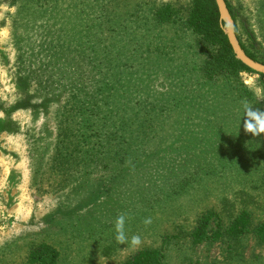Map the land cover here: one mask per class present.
I'll use <instances>...</instances> for the list:
<instances>
[{
  "label": "rangeland",
  "instance_id": "1",
  "mask_svg": "<svg viewBox=\"0 0 264 264\" xmlns=\"http://www.w3.org/2000/svg\"><path fill=\"white\" fill-rule=\"evenodd\" d=\"M229 1L241 38L264 58V0ZM12 2L0 0V264L26 263L42 242L60 251L58 264H123L147 248L161 249L164 264H264V244L253 234L239 242L192 241L208 210L225 223L242 210L253 224L264 220V134L245 133L243 121L239 129L244 103L264 108V79L240 74L237 84L252 94L247 100L225 87L227 78L203 77L209 46L187 25L191 0H75L73 25L83 27L84 14L96 48L89 49V78L73 76L64 88L44 68L51 88L38 92L34 74L37 81L25 91L33 105L46 100L36 108H13L25 99L23 73L40 60H33L31 47L18 51L20 21ZM165 3L178 12L173 22L160 23L152 13ZM117 72L124 73L121 83L109 85ZM76 103L119 111L105 126L103 146L93 147L97 124L83 128L85 135L62 133L82 116H73ZM77 135L85 136L83 149L75 147ZM64 138L69 151L59 153ZM73 148L80 150L70 153ZM122 214L124 244L114 231ZM133 235L140 236L139 246L131 245Z\"/></svg>",
  "mask_w": 264,
  "mask_h": 264
},
{
  "label": "trees",
  "instance_id": "2",
  "mask_svg": "<svg viewBox=\"0 0 264 264\" xmlns=\"http://www.w3.org/2000/svg\"><path fill=\"white\" fill-rule=\"evenodd\" d=\"M74 1L75 0H13L12 3L18 6L15 18L20 21V31L18 29L16 30V38L19 43L18 51H26V47H31L33 49V60H40V67L38 66L30 72L28 71L29 74H27V76L23 73V78L20 79V87L24 90V95L22 94L24 98L25 91L29 92L31 83L36 82L37 78H39L40 83L38 92L42 93L43 90V92L46 93V90L51 88V80L49 77L45 76L44 68L48 76L53 77L52 73L57 74L61 79V86L64 88L69 86L73 76L83 74L89 78L87 66L92 63V60H89V49L92 52V50L94 51L96 48L92 44L93 36L88 26H86V20H82L86 19V16L83 14L81 19L83 27L73 25L78 21V17L72 18L69 14L73 5L76 7ZM226 3L235 21L237 36L242 48L249 57L264 64V58L253 50V46L247 45L241 38L239 34L238 14L229 0H226ZM113 10L114 9H111V11ZM107 11H110V9H105V12ZM152 13L156 21L160 23L173 22L178 14L176 8L170 3L156 6L152 10ZM187 25L198 36L201 42L209 46L208 60L205 67L202 68L204 72L203 77L206 80H212L216 77H225L227 78L226 88L230 89V87H233L238 94L250 100L252 95L251 92H249L243 84H237V82L241 73H257L250 70L237 59L229 43L227 34L224 31L225 24L220 20V13L216 1L191 0ZM260 29L262 30V34H264V27L262 26ZM109 48L110 47H105L107 51ZM116 50L118 52L119 48H116ZM95 51L97 52V50ZM69 53L78 56L80 59L77 60V58L71 59L62 56ZM47 58L48 60L46 63ZM82 59H84L85 62ZM43 60L44 64H42ZM107 63L108 65L110 64V62ZM109 68L111 69L112 66L109 65ZM34 74L37 78H35ZM257 75L264 79V75ZM43 76H45L44 81L40 82ZM123 76V72L116 73L117 79L108 75V77L112 78L110 79L109 85L111 83L119 85ZM107 81L108 80L105 82L107 83ZM79 92H81V94L88 93L84 91L83 88H79L78 93ZM78 93L70 94L66 104L73 103ZM107 95L106 93V96ZM87 97L88 96H82V100L80 101L82 105H88ZM30 98V94H28L27 99L25 98L22 100L21 98L13 108L33 105L29 101ZM44 103L33 105V107H40ZM76 107L77 108L74 109L76 113L73 116H76L79 112L82 113V116H80L77 122L72 121L73 123H77V126L66 128L62 133L69 135L75 133V131H83L81 134L85 135L84 131L86 130L83 128L91 130V125L97 124L96 129L93 130V134L97 139V141H94L95 146L93 147L103 146L104 140H100V138L105 134V126H108V123H114L113 117L117 116V112L119 111H116L117 109L114 107L113 111H105L103 108H100L102 106H99V108L97 107L94 111H92L93 109L89 111L88 106H79L77 103ZM95 117H97V121ZM118 133V130H115L110 137L116 136L115 134ZM69 136L66 138H69ZM76 137H78V140L75 147L83 149L82 145L84 144L81 139L85 136L81 137V135H77ZM80 149L73 148L70 150V153ZM105 149L110 151L108 147H105ZM57 150L59 153L61 151H69L68 142L65 138L60 139ZM65 157L64 155V158ZM56 162L58 163L57 159ZM248 234H253L258 243L264 244V220L257 224H253L251 213L248 210H242L228 223H225L219 212L208 210L202 213L198 218L196 228L191 234V237L194 244L200 245L205 242L215 243L227 240L239 242ZM60 258L61 253L57 248L47 242H42L31 249L26 263L23 264H58ZM164 259L165 254L161 249L147 248L136 252L123 264H164Z\"/></svg>",
  "mask_w": 264,
  "mask_h": 264
},
{
  "label": "clouds",
  "instance_id": "3",
  "mask_svg": "<svg viewBox=\"0 0 264 264\" xmlns=\"http://www.w3.org/2000/svg\"><path fill=\"white\" fill-rule=\"evenodd\" d=\"M242 121L245 133H250L253 137H260L262 134H264V108L244 103L242 106L239 129ZM126 220V216L122 214L116 218L114 224L115 239L121 244H124L128 241V237L126 235ZM150 223L151 219L145 220V224ZM130 243L132 246H139L141 244L140 236L133 235L131 237Z\"/></svg>",
  "mask_w": 264,
  "mask_h": 264
},
{
  "label": "water",
  "instance_id": "4",
  "mask_svg": "<svg viewBox=\"0 0 264 264\" xmlns=\"http://www.w3.org/2000/svg\"><path fill=\"white\" fill-rule=\"evenodd\" d=\"M220 13V20L225 24L224 31L237 59L253 72L264 75V64L255 61L242 48L236 32V24L226 0H215Z\"/></svg>",
  "mask_w": 264,
  "mask_h": 264
}]
</instances>
